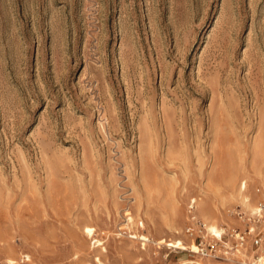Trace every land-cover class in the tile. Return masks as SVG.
Returning <instances> with one entry per match:
<instances>
[{"label": "rangeland", "instance_id": "374dc122", "mask_svg": "<svg viewBox=\"0 0 264 264\" xmlns=\"http://www.w3.org/2000/svg\"><path fill=\"white\" fill-rule=\"evenodd\" d=\"M263 200L264 0H0V264H236L190 206Z\"/></svg>", "mask_w": 264, "mask_h": 264}, {"label": "built area", "instance_id": "2783aa9c", "mask_svg": "<svg viewBox=\"0 0 264 264\" xmlns=\"http://www.w3.org/2000/svg\"><path fill=\"white\" fill-rule=\"evenodd\" d=\"M185 234L196 246L195 253L213 260L236 264H264V200L255 212L231 211L239 224L211 231L198 216L194 203L190 206Z\"/></svg>", "mask_w": 264, "mask_h": 264}, {"label": "bare ground", "instance_id": "6f19581e", "mask_svg": "<svg viewBox=\"0 0 264 264\" xmlns=\"http://www.w3.org/2000/svg\"><path fill=\"white\" fill-rule=\"evenodd\" d=\"M242 188H244V189L246 188V182H244V181L242 182ZM197 214L201 218L204 217L203 219L207 223L209 230H211V231H217L219 228L220 229H223V227L219 226L218 219L216 217L212 216L210 213L201 210V214H202L203 217L201 216V214L199 212ZM87 232L89 234H91L93 232V229L91 227H87ZM168 246L178 248L179 247V242L178 241H175L173 243H169ZM182 247L183 248H186V246H182ZM192 248H195V246H193ZM201 260L203 261L204 259L201 258ZM184 264H203V263L201 261H189V262H186Z\"/></svg>", "mask_w": 264, "mask_h": 264}]
</instances>
